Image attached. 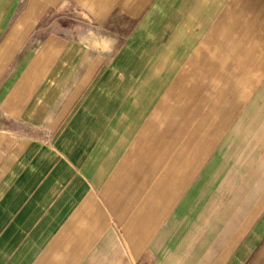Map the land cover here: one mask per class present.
<instances>
[{
  "label": "crops",
  "instance_id": "0c3cea01",
  "mask_svg": "<svg viewBox=\"0 0 264 264\" xmlns=\"http://www.w3.org/2000/svg\"><path fill=\"white\" fill-rule=\"evenodd\" d=\"M0 264H264V0H0Z\"/></svg>",
  "mask_w": 264,
  "mask_h": 264
},
{
  "label": "bare ground",
  "instance_id": "6f19581e",
  "mask_svg": "<svg viewBox=\"0 0 264 264\" xmlns=\"http://www.w3.org/2000/svg\"><path fill=\"white\" fill-rule=\"evenodd\" d=\"M232 143V142H231ZM239 149V148H238Z\"/></svg>",
  "mask_w": 264,
  "mask_h": 264
}]
</instances>
